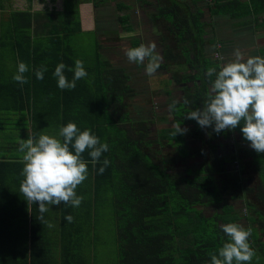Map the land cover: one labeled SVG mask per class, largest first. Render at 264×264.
Instances as JSON below:
<instances>
[{
    "label": "trees",
    "instance_id": "1",
    "mask_svg": "<svg viewBox=\"0 0 264 264\" xmlns=\"http://www.w3.org/2000/svg\"><path fill=\"white\" fill-rule=\"evenodd\" d=\"M85 1L90 0H60V9L51 6L35 10L31 0H24L19 6L13 5L12 0H0V125L2 118L14 113H26L31 127L47 123L56 125L59 131L62 125L73 122L81 131L90 130L101 143L109 146L95 165L87 150L82 154L88 177L76 189L77 195L83 196L80 206L55 205L58 214L54 221L58 230L53 238L58 247L51 256L50 248L40 246L41 236L36 231L40 221L38 205L27 204L20 192L22 154L5 156L1 146L5 136L0 133V264H92L99 240L97 227L102 222L113 226L116 264H210V254L217 252L227 240L220 225L236 223L240 218L235 212V203L224 201L227 185L215 176V171L224 173L226 162L219 155L220 143L215 139L233 132L242 142H248L239 127L217 134L211 127L201 129L195 120L183 119L203 105L208 89L207 68L219 66L217 59L203 57L200 68L193 70L197 65L194 64L196 54H190L188 45L196 49L203 43L202 11L196 7L195 11L186 12L185 1H173L158 5L155 13L167 23L168 33L179 48L177 56L180 54L192 71L175 78L177 83L191 82V86L175 100L176 110L169 112L171 121L180 122V126L192 125L189 135L201 142L196 153L204 160L203 165L187 170L184 176L174 177L168 172L166 159L154 161L143 152L142 147L149 146L150 140L145 137L144 129L129 123L124 100L132 94L127 84L129 76L101 56L100 44L94 38L92 50L83 52L87 76L78 80L76 88L61 90L57 81L53 85L44 82L59 63L65 64L64 74L69 80L73 74L68 69L75 57V46L89 50L84 45L81 48L75 37L93 32L80 29L78 4ZM92 1L95 7L97 0ZM114 1L115 6H124L123 1ZM206 1L209 16H227L233 20V27L251 23L254 28L264 30V0ZM255 14H262L263 19L254 23L250 16ZM118 17L127 23L126 16ZM124 28L130 30L128 25ZM129 42L128 49L139 46L134 37H129ZM160 53L165 60L176 57L169 44H164ZM257 53L264 56V47ZM7 62L16 69L19 62H24L29 68L25 73L28 83L19 84L11 77L6 80L1 66ZM41 65L47 71L38 80L35 69ZM165 65L161 62L159 69ZM49 86L54 87L52 94ZM44 90L48 91L50 102L47 111ZM184 99L189 101L188 105L183 103ZM173 132L174 127L160 129L153 140L155 143L163 140L165 146L173 147L178 157L183 158L189 151L185 137L179 134L173 137ZM246 153L256 181L253 185L244 183V172L240 169L232 184L240 191L237 197H252L264 206V153L257 154L253 149ZM105 159L109 164L101 173L99 169L104 167ZM173 161L172 158L169 162ZM237 197L232 194V198ZM206 204L216 205V211L204 215L200 207ZM243 204L261 216L249 199ZM66 215L73 217L71 223L65 219Z\"/></svg>",
    "mask_w": 264,
    "mask_h": 264
},
{
    "label": "clouds",
    "instance_id": "2",
    "mask_svg": "<svg viewBox=\"0 0 264 264\" xmlns=\"http://www.w3.org/2000/svg\"><path fill=\"white\" fill-rule=\"evenodd\" d=\"M134 35L136 33H122L121 38ZM125 55L132 63L147 61L145 72L149 76L161 66L162 56L156 52L155 43L131 47ZM215 55L218 60H223L218 52ZM233 56L234 59L218 67L207 68L208 89L203 105L191 110L183 119L195 120L201 129L211 127L217 134L239 127L251 149L257 154L264 153V56L245 59L239 49L234 50ZM65 67L64 63L55 67L53 76L57 86L61 90L74 89L76 81L87 76L83 62L76 60L74 69H68L73 72L71 80L64 74ZM28 71V66L19 62L12 79L26 84L25 73ZM46 71L43 65L35 69L36 78L42 80ZM183 103L188 105L189 101L184 99ZM176 104L174 100L168 105L170 113L176 110ZM173 127V137L188 131L181 128L180 122L174 123ZM18 144L23 164L20 192L27 204L38 205L40 221H44V213L50 210V205L80 206L83 196L77 195L76 189L88 177L87 162L82 159V154L87 150L95 165L101 154L109 150L107 143H101L90 130L81 131L73 122L62 125L56 135H29L27 139H19ZM108 164L105 159L104 167L99 171L103 173ZM65 219L69 223L73 221L71 215H66ZM48 226L53 227L51 223ZM220 228L227 240L217 252L210 254V264H251L256 255L249 243L251 229L237 223L222 224Z\"/></svg>",
    "mask_w": 264,
    "mask_h": 264
},
{
    "label": "rangeland",
    "instance_id": "3",
    "mask_svg": "<svg viewBox=\"0 0 264 264\" xmlns=\"http://www.w3.org/2000/svg\"><path fill=\"white\" fill-rule=\"evenodd\" d=\"M32 1V0H31ZM120 1V0H119ZM124 1V6L117 7L114 5V0H97L96 6L92 7L94 30L89 33H81L76 36L80 47L83 45L80 53L90 52L92 50L93 38L104 48L110 49L115 54L111 57L116 58L115 64L126 65L132 71V87L131 97L126 98V109L130 118L129 123L132 127L138 126L145 131V137L150 140L149 146L142 147L143 152L148 154L152 160L159 161L166 159L168 172L174 177L184 176L189 169H195L204 164V160L196 153L201 142L198 139L190 137L189 131L192 127L187 123L181 128H187L188 131L184 134L186 145L189 151L181 158L178 157L176 150L173 147L165 146L163 140L160 143H155V133L164 128L173 127L171 116L169 114L168 105L171 101L178 100L183 92L191 86L190 83H177L175 78L188 73V69L184 63L182 56L178 54V45L174 44V39L168 33L167 23L161 18H152L156 12V4H165L164 0H121ZM185 7L186 12L195 11L196 6L190 5L188 0ZM13 5L19 6L24 0H12ZM92 4V0H90ZM181 2V1H180ZM210 2V1H209ZM198 3V2H197ZM206 0H201L197 5L202 11L201 21L204 22L202 37L203 43L197 45L194 49L188 45L190 54H196L194 69L200 68V62L203 57L215 58L218 52L223 60H218L219 65L234 59L233 53L235 49H239L245 59L248 56L258 55L256 47H264V30L254 28L251 23L233 27L230 23L232 19L224 15L209 16ZM93 5V4H92ZM119 15L127 17L126 22H121ZM253 22H259L263 19L262 14L250 16ZM125 25L130 27V30H125ZM122 33H136L131 36L138 40L140 44H156V52L161 55L160 50L164 49V44L170 45V50L176 54L174 60H165L162 56V61L166 63L164 69H158L155 74L149 76L145 72V65L129 62L125 52L130 46L129 37L121 38ZM113 48V49H112ZM167 48V47H166ZM169 48V47H168ZM84 57V56H83ZM117 59H119L117 61ZM198 71V70H197ZM208 87V85H207ZM146 139V140H147ZM220 143L219 155L226 158L225 171H215V176L221 179L228 187L224 192V201L235 203L237 209L244 208V200L238 198L239 189L232 184V180L236 178V172L243 170V181L247 185H253L256 181L255 174L251 168L250 156L246 151L251 149L248 143L242 142L236 133L230 132L220 135L215 139ZM173 162H169L171 159ZM235 194L237 198H232ZM240 199V200H239ZM250 200V198H248ZM204 215H211L216 211L217 206L206 204L200 207ZM240 222H242L240 220ZM103 223V222H102ZM105 224V223H103ZM99 240L96 243V254L94 259H91L92 264H116L113 226L110 223L97 227Z\"/></svg>",
    "mask_w": 264,
    "mask_h": 264
},
{
    "label": "crops",
    "instance_id": "4",
    "mask_svg": "<svg viewBox=\"0 0 264 264\" xmlns=\"http://www.w3.org/2000/svg\"><path fill=\"white\" fill-rule=\"evenodd\" d=\"M164 1H167V3L156 4L155 9H157L158 5H167L169 2H173V1L180 2L184 0H164ZM200 1L201 0H197L196 2H194L196 7H198L197 5L200 3ZM188 2H190V5L193 6V3H191L190 0H188ZM30 4L32 9L35 10L42 9L45 7L50 9L51 6H53L54 9H60V0H32ZM92 7L93 5L89 1L80 2L78 4L80 29L83 32H89L95 29L93 24L94 18L91 10ZM155 13L154 15H152V18L158 19ZM232 23L233 20L231 21L230 24L232 25ZM78 35L79 34H76L75 37ZM260 48L263 47L262 46L258 48L256 47V50L258 51V49ZM81 51H82L81 49L75 46V48L73 49L75 57L72 59L73 63L72 65H69V69L70 68L74 69L76 60H81L82 62L84 61L83 59L84 54L80 53ZM98 52L101 54L102 57L110 61L112 66L121 68L126 74H128L129 78L127 80V84L130 86L131 89H133L132 87H134V84L132 80V71L129 70L126 65L115 64L116 58L111 57L115 53L110 49L104 48L102 45H100V47L98 48ZM118 60L119 59H117V61ZM1 70L4 72L5 79L8 80L10 77L12 78L13 74L16 72V66L7 62L1 66ZM72 78H73V74L69 76V80H71ZM55 81L56 78L53 76V72H51L49 76L44 78V82L48 83L49 85H53ZM77 85H78V80L76 81V87ZM49 87L50 88L48 91L51 90V94L55 92L53 86H49ZM48 91L46 90L43 91L45 92L43 98L46 106V111L48 110V106H50V102H48L49 99L47 98L46 95ZM41 96H36V97H41ZM129 97H131V95ZM81 98L82 97L79 96L80 100ZM124 100L126 101L125 97ZM77 101H78V95L76 90L75 104H77ZM51 113H47L49 115V118L52 117ZM0 133H2L5 136L1 142L2 151L4 155L7 157H19L21 156V153L18 152L19 139H27L29 135H37V136L40 134L56 135L58 133V127L54 124H47V123L42 125L33 124V127H31L26 113L25 114L14 113L12 115H6L4 118H2V122L0 125ZM238 193H240V191ZM241 200L244 201L248 200V197L245 196L241 198ZM250 201L253 203V206H255L256 209L260 211L261 216L258 217L254 212H252L251 210H247L246 208H241V209L236 208L235 212L240 215L239 216L240 218L237 220L236 223L242 225L245 229L248 228L251 229V236L249 237V243L256 253V255L253 257V260L251 261V264H264V206L261 204H257L256 201L252 199V197H250ZM49 209L50 210L48 212L44 213V221L51 223L53 227H49L48 223H45L44 221H39V223L36 225V231H38V233L41 236L40 246H42L44 249L50 248L49 255L54 256V254L56 253L54 249L58 247L53 238V233L58 230V226L55 224L54 221L55 216L58 214V210L55 205H50ZM37 212H38L37 214L40 216L39 211ZM240 220L242 222H240ZM99 225L105 228L104 224L100 223Z\"/></svg>",
    "mask_w": 264,
    "mask_h": 264
}]
</instances>
